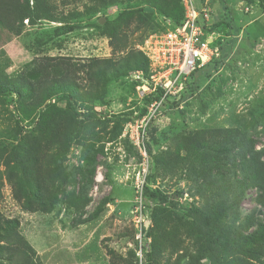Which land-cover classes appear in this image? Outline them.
I'll list each match as a JSON object with an SVG mask.
<instances>
[{
	"label": "rangeland",
	"instance_id": "374dc122",
	"mask_svg": "<svg viewBox=\"0 0 264 264\" xmlns=\"http://www.w3.org/2000/svg\"><path fill=\"white\" fill-rule=\"evenodd\" d=\"M55 1L60 6V1ZM194 2L199 11L206 10L210 14L209 26L218 21L231 25L220 33L224 42L219 59L197 71L186 92L169 100L157 117L142 128L144 130L137 125L139 110L145 107L137 90L140 82L131 72L112 82L103 101L90 104L101 123L91 124L89 132L83 130L81 142L89 147L72 143L65 157L62 160L58 157L50 165L51 181L46 184L40 180L41 193L54 196L55 206L50 202L53 209L49 213L27 211L23 205L25 198L19 201L15 197L17 190L0 164V173L4 174L0 181V245L6 244L3 240L5 221L15 220L20 224L18 231L35 249L37 264H185L170 247L156 256L157 259L147 260L151 242L147 231L153 206L144 197V190L148 187L166 193L172 203L179 204L181 214L192 204L201 207L205 199L197 195V189L180 172L156 171L148 151L155 154L174 150L175 139L182 134L202 129L237 128L262 117V123L257 120L250 134L255 150L264 153V5L240 0ZM85 4L89 1L60 6L59 10L70 18L75 11L83 12ZM123 8H110L93 17L92 22L98 18L105 19L104 24L107 20L113 22ZM156 16L151 22L153 29L158 27L155 34L175 27L171 21ZM90 21L84 17L80 29L54 37L53 31L60 24L43 21L31 26L26 20L19 36L0 37V77L33 80L32 75L39 72L41 66L51 63L55 67L48 69L50 79L63 78L68 64L76 67L90 58H112L110 39L100 37ZM151 30L143 27L137 31L134 25L125 28L128 48L116 54L131 51L144 37L150 36ZM58 70L63 75L58 74ZM8 81L6 79L5 83ZM40 95H36L38 102H42ZM32 101L28 100L23 106L24 114L16 95L0 96V141L18 139L20 142L30 137V141L40 138L44 145L48 143L55 127L50 123L42 124L43 127L38 125L41 119L31 116L35 109ZM40 110L46 111L45 118L49 122L56 121L65 129L70 122L73 127L72 112L60 96L49 98ZM77 113L87 114L88 109L78 107ZM36 128H42L41 132ZM43 150L41 172L46 175L47 148ZM91 167L95 168L93 177L85 172ZM14 176L20 177L18 169ZM258 194L256 189H250L242 202L241 229L251 217L264 220V208L257 202ZM81 201L86 204L82 205ZM102 203L103 210L95 217ZM185 246L190 248L191 245L187 242ZM3 257L6 253L0 252V261H4ZM255 264H264V259Z\"/></svg>",
	"mask_w": 264,
	"mask_h": 264
},
{
	"label": "trees",
	"instance_id": "16d2710c",
	"mask_svg": "<svg viewBox=\"0 0 264 264\" xmlns=\"http://www.w3.org/2000/svg\"><path fill=\"white\" fill-rule=\"evenodd\" d=\"M59 1L60 6L68 7L82 0ZM88 1L89 4L84 5L83 12L75 11L68 18L59 10L60 6L55 0H0V37L19 36L26 20L31 26L43 21L58 23L60 25L54 29L53 34L54 37H60L80 29L82 19L87 17L91 20V27L98 30L100 37L110 39L113 50L112 58H90L87 63L76 67L68 64L63 78L50 79L52 75L48 69L55 67L51 63L45 67L41 66L39 72L32 75L33 80L26 78L16 81L6 76L0 77L1 97L16 95L23 111V106L28 100H33L35 109L31 116L35 115L37 119H41L38 125L43 127L42 124L50 123L55 127L45 145L40 138L34 142L30 141V137H24L20 142L18 139L0 141V164L7 170L9 182L17 190L15 197L19 201L25 198L24 208L30 212L45 210L49 213L53 209L50 202L55 206L54 196H44L40 186L41 179L46 184L51 181L50 172L53 169L50 165L54 164L58 157L62 160L72 143L77 142L89 147L85 142H81V134L84 129L89 132L91 124L101 123L91 105L102 102L109 85L121 80L129 72L139 70L148 75L149 61L135 47L128 53L116 54L128 48V37L124 34V29L134 25L137 31L145 27L152 29L150 33L155 34L158 27L153 29L151 22L155 21L156 15L171 21L175 26L172 29L180 26L185 17L182 0ZM240 1L264 5V0ZM117 6L124 8L113 22L107 20L102 26L99 25L101 18L92 22L93 17ZM229 28L230 24L218 21L205 27V31L220 34ZM223 42L224 40H219L221 48ZM58 74L63 75V72L58 70ZM195 74L196 72L192 77ZM6 79L9 80L8 84L5 83ZM37 94H41L39 100L42 102L37 101ZM54 96H60L61 100L67 102V107L72 112L74 128L70 122L65 129L56 121L49 122L45 118L46 111L42 112L40 107L49 101V98L53 100ZM156 99L159 98L149 96L143 100L145 107L139 110L138 119L146 115V106ZM78 107L88 109V113H77ZM261 119L262 117L254 119L249 124L245 122L237 128L202 129L182 134L175 139L174 150L166 149L155 154L151 150L148 151L152 155L156 171L180 172L197 189V195H201L205 200L201 207L192 204L181 214L179 204L172 203L166 193L145 188L143 195L152 203L151 207L153 206L151 226L147 231V238L151 239L146 252L147 260L157 259L156 256H160L170 247L171 252L185 264H255L263 261L264 220L251 217L244 222V229L239 226L241 205L250 189L259 192L257 202L264 208V153L255 150L256 144L250 134V130L258 124L256 121ZM36 130L41 132L42 128ZM22 132L21 129L20 133ZM45 148L47 158L44 167L48 169L46 175H43L40 162L41 153ZM15 169L20 172L18 178L14 176ZM85 172L89 177H93L95 168H88ZM3 177L4 174L0 173V181ZM104 203L96 210L95 217L103 210ZM84 204L86 203L83 202L82 205ZM5 222L3 240L6 244L0 245V252H5L6 257H3L4 261H0V264H37L35 249L18 231L19 222ZM187 242L191 245L190 248L185 246ZM181 251L183 253L179 254Z\"/></svg>",
	"mask_w": 264,
	"mask_h": 264
},
{
	"label": "built area",
	"instance_id": "2783aa9c",
	"mask_svg": "<svg viewBox=\"0 0 264 264\" xmlns=\"http://www.w3.org/2000/svg\"><path fill=\"white\" fill-rule=\"evenodd\" d=\"M182 3L185 17L180 26L150 35L134 46L149 61L148 75L139 70L132 72V77L140 82L139 99L159 98L146 106L147 113L138 119V128L150 124L167 101L181 95L195 72L220 57V34L205 31L210 14L199 11L194 0H182Z\"/></svg>",
	"mask_w": 264,
	"mask_h": 264
},
{
	"label": "water",
	"instance_id": "95a60500",
	"mask_svg": "<svg viewBox=\"0 0 264 264\" xmlns=\"http://www.w3.org/2000/svg\"><path fill=\"white\" fill-rule=\"evenodd\" d=\"M104 22H105V19L102 18V19L99 21V25H103Z\"/></svg>",
	"mask_w": 264,
	"mask_h": 264
}]
</instances>
